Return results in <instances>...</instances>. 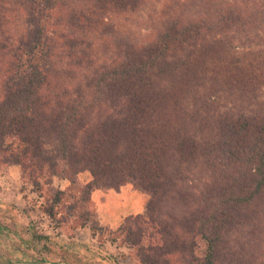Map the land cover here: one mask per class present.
<instances>
[{
  "label": "trees",
  "instance_id": "trees-1",
  "mask_svg": "<svg viewBox=\"0 0 264 264\" xmlns=\"http://www.w3.org/2000/svg\"><path fill=\"white\" fill-rule=\"evenodd\" d=\"M10 164L86 220L96 189L151 196L120 228L143 264H264V0H0Z\"/></svg>",
  "mask_w": 264,
  "mask_h": 264
},
{
  "label": "rangeland",
  "instance_id": "rangeland-1",
  "mask_svg": "<svg viewBox=\"0 0 264 264\" xmlns=\"http://www.w3.org/2000/svg\"><path fill=\"white\" fill-rule=\"evenodd\" d=\"M145 24L143 19L132 22L135 32H140V25ZM78 180L88 184L93 177L86 171ZM70 186L69 180L54 177L51 188L36 192L33 184L23 178L19 165L2 166L0 252L21 264H143L138 248L129 245L130 241L120 231L128 217L114 213L116 199L112 198L110 203H103L99 198L92 200L89 209L94 215L86 220L84 209L78 203L81 194L68 191ZM57 191L67 193L57 206L58 214L54 218L49 210ZM112 195L115 196L114 191ZM148 197L150 200L151 196ZM110 219H115L114 226L106 225ZM199 245L198 255L202 256L203 248Z\"/></svg>",
  "mask_w": 264,
  "mask_h": 264
},
{
  "label": "crops",
  "instance_id": "crops-1",
  "mask_svg": "<svg viewBox=\"0 0 264 264\" xmlns=\"http://www.w3.org/2000/svg\"><path fill=\"white\" fill-rule=\"evenodd\" d=\"M114 191L115 196L112 195ZM99 198L101 201L110 203L112 198L116 199V204L114 207V213L124 216L127 218L132 215H142L147 211V204L149 197L147 194L138 190L132 184H126L120 188V190L108 189V190H99L96 189L92 192V200ZM115 220V219H112ZM112 220H107L106 225L114 226Z\"/></svg>",
  "mask_w": 264,
  "mask_h": 264
},
{
  "label": "water",
  "instance_id": "water-1",
  "mask_svg": "<svg viewBox=\"0 0 264 264\" xmlns=\"http://www.w3.org/2000/svg\"><path fill=\"white\" fill-rule=\"evenodd\" d=\"M0 264H21L18 262H14L8 258H6L1 252H0Z\"/></svg>",
  "mask_w": 264,
  "mask_h": 264
}]
</instances>
